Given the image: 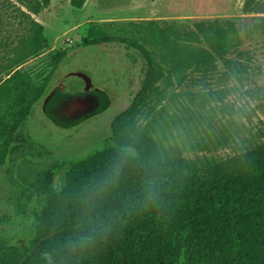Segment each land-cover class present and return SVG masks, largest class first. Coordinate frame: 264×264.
I'll return each instance as SVG.
<instances>
[{
  "label": "trees",
  "instance_id": "trees-1",
  "mask_svg": "<svg viewBox=\"0 0 264 264\" xmlns=\"http://www.w3.org/2000/svg\"><path fill=\"white\" fill-rule=\"evenodd\" d=\"M69 1L82 9L88 0ZM51 4H3L18 13L17 37L28 57L50 49L37 17ZM256 19L246 34L232 19L130 21L116 35L106 24L91 23L79 46L118 42L135 50L145 60L141 87L99 149L36 175L27 243L0 235V264H264V144L199 166L163 156L136 120L151 90L175 70L193 71L205 85L249 72L253 56L245 37L264 36V17ZM68 53L52 51L46 77L20 68L0 81V166L28 143L21 128ZM61 170L64 182L57 189Z\"/></svg>",
  "mask_w": 264,
  "mask_h": 264
},
{
  "label": "rangeland",
  "instance_id": "rangeland-1",
  "mask_svg": "<svg viewBox=\"0 0 264 264\" xmlns=\"http://www.w3.org/2000/svg\"><path fill=\"white\" fill-rule=\"evenodd\" d=\"M4 2L0 0V81L20 68L46 77L52 69V51L69 49L46 95L21 128L28 143L0 166V235L21 246L32 230L37 197L31 184L36 175L59 161H76L99 149L111 135L113 120L131 105L141 87L145 60L135 50L118 42L79 46L91 23L106 24L111 35H116L130 21L193 24L232 19L246 34L255 29L256 18L264 17V0H88L82 9L69 0H52L37 17L50 49L28 57L17 37L21 31L18 13L4 7ZM122 36L127 34L123 31ZM245 38L253 59L249 72L239 79L218 77L205 85L201 75L175 70L148 94L136 120L149 131L163 156L179 155L206 166L246 146L264 144V36ZM58 86L97 87L110 96L112 104L80 124L63 127L50 118L51 106L46 105ZM63 182L61 170L55 187L60 189Z\"/></svg>",
  "mask_w": 264,
  "mask_h": 264
},
{
  "label": "water",
  "instance_id": "water-1",
  "mask_svg": "<svg viewBox=\"0 0 264 264\" xmlns=\"http://www.w3.org/2000/svg\"><path fill=\"white\" fill-rule=\"evenodd\" d=\"M111 104L110 96L93 86L77 89L58 86L46 99V105L51 106V110L48 111L50 118L63 127L80 124L104 112Z\"/></svg>",
  "mask_w": 264,
  "mask_h": 264
}]
</instances>
